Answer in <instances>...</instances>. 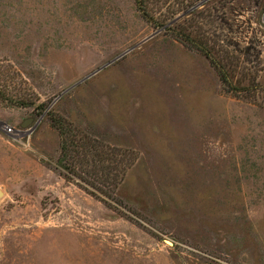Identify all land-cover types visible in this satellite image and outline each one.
<instances>
[{"label": "rangeland", "instance_id": "obj_1", "mask_svg": "<svg viewBox=\"0 0 264 264\" xmlns=\"http://www.w3.org/2000/svg\"><path fill=\"white\" fill-rule=\"evenodd\" d=\"M0 192V264H264V0H0Z\"/></svg>", "mask_w": 264, "mask_h": 264}, {"label": "trees", "instance_id": "obj_2", "mask_svg": "<svg viewBox=\"0 0 264 264\" xmlns=\"http://www.w3.org/2000/svg\"><path fill=\"white\" fill-rule=\"evenodd\" d=\"M50 122L62 139L58 163L65 171L64 177L75 183L91 197L107 205V201L111 200L110 197L114 194L115 185L123 180L126 171L133 162L128 159L117 162L119 165L114 170L111 163L98 160L107 156V151L100 148L101 146L92 145L91 142L95 140L90 142L84 136V140L79 145L80 142L77 141V137L68 136L59 123L60 121L50 119ZM107 149L109 152H114V150ZM112 186L113 191H104L106 187Z\"/></svg>", "mask_w": 264, "mask_h": 264}, {"label": "water", "instance_id": "obj_3", "mask_svg": "<svg viewBox=\"0 0 264 264\" xmlns=\"http://www.w3.org/2000/svg\"><path fill=\"white\" fill-rule=\"evenodd\" d=\"M31 123V119L26 121L25 123H23L22 128H25L26 126H28Z\"/></svg>", "mask_w": 264, "mask_h": 264}, {"label": "bare ground", "instance_id": "obj_4", "mask_svg": "<svg viewBox=\"0 0 264 264\" xmlns=\"http://www.w3.org/2000/svg\"><path fill=\"white\" fill-rule=\"evenodd\" d=\"M0 197H1V192H0Z\"/></svg>", "mask_w": 264, "mask_h": 264}]
</instances>
